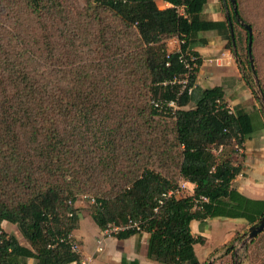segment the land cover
Masks as SVG:
<instances>
[{
  "label": "trees",
  "instance_id": "16d2710c",
  "mask_svg": "<svg viewBox=\"0 0 264 264\" xmlns=\"http://www.w3.org/2000/svg\"><path fill=\"white\" fill-rule=\"evenodd\" d=\"M65 1L0 0V264H80L70 244L80 192L95 195L91 217L101 230L142 221L151 264H207L194 250L204 238L192 234L193 219L253 224L264 215V200L233 184L242 165L233 164L230 145L243 146L251 135V115L230 112L222 86L196 84L202 57L195 46L206 41L200 33L215 31L232 49L227 18L209 17L207 0H162L169 4L163 8L158 0ZM231 19L237 22L233 11ZM170 38L183 41L179 50H168ZM245 40L247 49V32ZM170 100L176 109L154 106ZM113 173L124 178L117 190H95ZM178 175L193 192L159 203ZM4 220L27 244L3 230ZM257 240L264 252V231L250 246ZM120 264L139 262L122 257Z\"/></svg>",
  "mask_w": 264,
  "mask_h": 264
},
{
  "label": "crops",
  "instance_id": "0c3cea01",
  "mask_svg": "<svg viewBox=\"0 0 264 264\" xmlns=\"http://www.w3.org/2000/svg\"><path fill=\"white\" fill-rule=\"evenodd\" d=\"M158 1L162 3V6H159ZM158 1L157 4L160 8L167 6V2L162 0ZM204 11L213 19H224L218 9L217 0H207L204 5ZM200 37L204 38L206 41L204 44L195 46V49L202 57V63L196 74V84L202 88L220 85L223 87L224 99L228 106L232 109H240L248 114L254 112V108L252 109L251 107L250 109L245 105V101H250L251 94L249 90L241 89L242 81L236 79V72L234 70L231 73L226 72L225 67H219L222 62L220 57H212L213 64L206 60L204 55L205 51L208 53L206 56H213L223 47L217 32L204 31L200 33ZM176 48L177 45L174 49ZM216 58L219 61L218 64L215 62ZM254 114L258 125L254 127L251 135L243 142L242 152L244 157L241 161L242 168L240 173L234 178L233 184L235 188L245 196L252 199L264 200V120L259 114H256V112H254ZM232 161L233 164L236 165V157H234ZM188 185L190 186L191 194L194 185L190 182ZM81 221L80 215L79 226L73 232L74 238L80 245L81 259L90 260L92 264H120L122 257H125L129 261L137 260L139 264H151V261L146 257L148 241L147 232H137L125 238H118L114 235L103 237L100 249H98V240L102 237V230L98 226H93V230L90 231L88 236L82 231L83 223ZM244 226H248V223L246 219L240 217H209L205 219L203 224L193 219L190 222L192 234L194 236L201 235L204 238L203 243L194 244V250L199 261L204 262L219 245L232 236L234 234V232H231L232 229L236 232V229L239 230ZM226 227L228 228L226 230L228 234L219 243H215L214 240H216L220 234H223ZM212 242L214 245L211 246ZM199 244L204 247L201 252L203 259H200L197 253V246Z\"/></svg>",
  "mask_w": 264,
  "mask_h": 264
},
{
  "label": "rangeland",
  "instance_id": "374dc122",
  "mask_svg": "<svg viewBox=\"0 0 264 264\" xmlns=\"http://www.w3.org/2000/svg\"><path fill=\"white\" fill-rule=\"evenodd\" d=\"M65 1V0H64ZM85 0H66L64 3L70 4L73 6H82L84 4ZM241 7L243 9V15L244 18L247 21H250L253 24V36H254V45H253V57H254V67L258 69L260 80L259 88L261 86L264 87V2L258 3V0H240ZM159 6H162V3H159ZM218 9L221 13V16L225 19L226 18V12L227 9L230 15H232V7L229 0H226V7L223 5L222 0H217ZM245 9V10H244ZM233 30H234V38H235V51L237 53V57L234 55L233 51H231V48H227L226 41H222L223 47L220 49L216 55H210L206 56L208 53L205 51L204 55L206 57V60L209 63H212V57L214 56L221 58V65L219 67H225L226 72H233V70L236 72V79L242 81L241 83V89L249 90L251 97L250 101H245V105L248 106L247 108L252 107L254 112L256 114H259L263 118V111L261 108V102L256 97L255 90L257 89V86L254 82L251 69L248 63V54L246 49V30L245 28L240 25L238 22L233 21ZM167 48L169 51L174 50V48L177 45V38H172L170 40H166ZM211 57V58H210ZM213 64V63H212ZM233 78V77H230ZM262 89V88H261ZM234 110L236 108H233ZM254 112H250V115L253 120V124L258 125L255 119ZM230 145V144H229ZM241 146V148H240ZM235 147V144L230 145V150L233 152V156L236 157V163H240L244 157L243 155V146L240 145ZM224 151V150H223ZM224 154V153H223ZM222 155V154H221ZM157 156L154 155L151 157L152 164L151 166L153 168L158 169L159 161L156 158ZM220 157V154L218 155V158ZM150 161V162H151ZM171 171L173 172V175L177 174V171L175 169V166L171 168ZM170 171V172H171ZM122 175H118L113 173L112 177L109 179H103L101 182H97L95 185V190H101V192H113L117 190V187L121 185L124 178H120ZM181 176H176L177 183L180 182ZM101 180V179H100ZM189 189H185L183 192L184 195H188L191 192L190 186L187 185ZM95 193V191H93ZM93 193L90 192H80L77 195V199L74 202V206L79 208V215H81V222L83 223V229L82 231L86 233V235L89 236V233L91 230H93V226H97V224L94 222V220L91 217V213L93 209L95 208L96 198L94 197ZM98 196V195H97ZM92 220V221H91ZM251 224H248V226H244L243 228L237 230L236 232L231 230V232H234L232 236H230L226 241H224L221 245L218 246L217 249H215L205 260L204 262L211 261V264H233L234 259H238L240 261V264H256L260 261L264 260V252L256 246H261L262 241L257 240L255 244H252L250 246V243L252 241L248 240L245 241L247 238L248 233V227ZM1 226L3 230H5L8 233L14 234L18 240L21 243L27 244L26 240L23 238L22 234L20 233L17 226L13 223L2 221ZM229 226V225H227ZM233 228V227H232ZM228 228L226 227L223 234H220L216 240H214L215 243H219L228 233L226 232ZM230 232V231H229ZM259 235V234H258ZM214 245L212 242L211 246ZM204 247L200 246V244L197 246V253L200 259L202 258V250ZM207 248V246H206ZM224 252V253H223ZM230 252L229 254H227ZM227 254V256H225ZM26 264H35V262L32 260V258L27 259Z\"/></svg>",
  "mask_w": 264,
  "mask_h": 264
},
{
  "label": "built area",
  "instance_id": "2783aa9c",
  "mask_svg": "<svg viewBox=\"0 0 264 264\" xmlns=\"http://www.w3.org/2000/svg\"><path fill=\"white\" fill-rule=\"evenodd\" d=\"M167 5H169L167 3ZM177 10L179 13L181 14H184V9L181 7V6H177ZM183 42L182 40H179L177 38V48L174 49V50H179V46H180V43ZM189 59L192 61L194 59V56L192 55H189ZM215 62L218 64L219 61L218 59L216 58L215 59ZM190 64H188L186 62V66L188 68H190L191 66H189ZM185 81V80H184ZM154 106L158 109V110H166L167 108H171V109H176L178 106L176 105L175 101L174 100H170L166 103H162L160 101H155L154 102ZM229 108V111L232 112L233 109L228 106ZM240 146L237 144V147ZM235 147H236V143H235ZM241 148V146H240ZM223 149V146L222 145H219L217 147H214L213 148V151L215 153H219L221 152ZM189 184L188 181L186 180H183L181 179L180 182H178V184L175 186V187H172V188H169L167 189L166 191L162 192L161 193V196L158 198V202L161 203L164 199L166 198H169V197H181V196H184V190L185 189H189V187L187 186ZM203 201V200H207L206 197L204 196H201L197 201ZM142 221L141 220H136V219H132V218H128V220L124 223H120V224H113V223H108L106 225L105 228L102 229V237L99 238L98 240V249H100V244L103 240V237H106V236H112V235H116L118 234L119 232L121 231H124V230H127V229H135L137 231H141L142 230ZM70 244H71V248L73 251H77L79 252L80 251V245H79V242L76 240V239H73L70 241ZM70 264H76V262H72ZM80 264H92L90 260H83V259H80Z\"/></svg>",
  "mask_w": 264,
  "mask_h": 264
},
{
  "label": "water",
  "instance_id": "95a60500",
  "mask_svg": "<svg viewBox=\"0 0 264 264\" xmlns=\"http://www.w3.org/2000/svg\"><path fill=\"white\" fill-rule=\"evenodd\" d=\"M222 1H223V5L226 7V0H222ZM229 1H230V4H231V7H232V11H233V15L235 17V20L240 25H242L245 28V30L247 32V35H248L247 51H248L249 66H250V69H251V73H252L254 82H255V84L257 86V89L255 90V94H256V97L261 102V108H262V111H263V120H264V94H263L261 88H259L258 78L256 76L255 69H254L253 55H252V48H251V46H252V34H253L252 31L253 30H252V27L249 24H247L246 22H244L242 20V18L239 16V14L237 12L236 0H229ZM225 12H226V18L228 20V24H229V27H230V36H231L233 53L237 57V53L235 51L236 46H235L233 22H232V19H231V15H230V13L228 12L227 9L225 10ZM247 231H248V233H247V238H246L245 241L251 240L252 238L256 237L259 233L263 232L264 231V215L257 222L251 224L248 227ZM210 262L211 261L207 262V264H210ZM234 264H240V261L235 258L234 259Z\"/></svg>",
  "mask_w": 264,
  "mask_h": 264
},
{
  "label": "bare ground",
  "instance_id": "6f19581e",
  "mask_svg": "<svg viewBox=\"0 0 264 264\" xmlns=\"http://www.w3.org/2000/svg\"><path fill=\"white\" fill-rule=\"evenodd\" d=\"M77 232H78V230H77ZM123 232V231H122ZM120 233V232H119ZM113 236V235H112ZM98 250V249H97ZM77 252V251H76ZM224 253V252H223ZM82 257V256H81ZM81 259V258H80ZM86 259V258H85ZM80 263V262H79Z\"/></svg>",
  "mask_w": 264,
  "mask_h": 264
}]
</instances>
